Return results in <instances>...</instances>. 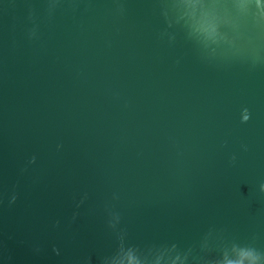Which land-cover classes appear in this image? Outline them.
<instances>
[{"label":"water","instance_id":"obj_1","mask_svg":"<svg viewBox=\"0 0 264 264\" xmlns=\"http://www.w3.org/2000/svg\"><path fill=\"white\" fill-rule=\"evenodd\" d=\"M262 186L264 0H0V264H244Z\"/></svg>","mask_w":264,"mask_h":264},{"label":"clouds","instance_id":"obj_2","mask_svg":"<svg viewBox=\"0 0 264 264\" xmlns=\"http://www.w3.org/2000/svg\"><path fill=\"white\" fill-rule=\"evenodd\" d=\"M261 190L264 191V186H262ZM244 257V264H264V253H261L260 251L253 248H246L244 250ZM184 260H186V257L182 259L181 256L177 254L174 258L165 260V264H177V261H180V264H184ZM128 264H139V262L130 259ZM204 264H221V262L213 258L210 260H205Z\"/></svg>","mask_w":264,"mask_h":264}]
</instances>
